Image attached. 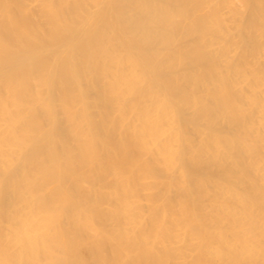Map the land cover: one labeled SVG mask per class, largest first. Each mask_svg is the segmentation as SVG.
Returning a JSON list of instances; mask_svg holds the SVG:
<instances>
[{
    "label": "bare ground",
    "instance_id": "6f19581e",
    "mask_svg": "<svg viewBox=\"0 0 264 264\" xmlns=\"http://www.w3.org/2000/svg\"><path fill=\"white\" fill-rule=\"evenodd\" d=\"M0 264H264V0H0Z\"/></svg>",
    "mask_w": 264,
    "mask_h": 264
}]
</instances>
